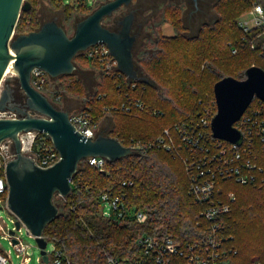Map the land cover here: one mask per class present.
Instances as JSON below:
<instances>
[{"label":"trees","instance_id":"trees-1","mask_svg":"<svg viewBox=\"0 0 264 264\" xmlns=\"http://www.w3.org/2000/svg\"><path fill=\"white\" fill-rule=\"evenodd\" d=\"M50 2L54 8L64 10L68 20L72 19L73 14H80L77 9L78 12L71 9V5L62 3L63 0ZM218 2L215 9L219 19L213 25H208L210 31L216 33V38L212 34L204 37L201 34L204 28L196 36L186 37L182 32L183 21L178 16L170 21V16L166 15L169 11L167 6L162 12L165 14L164 19L152 28L155 39L145 38L142 44L145 47L137 54L134 49L135 64L137 68L139 64V71L150 74L160 83L156 75H162L166 79L164 85L153 86L145 81H135L134 89L132 84L118 88L119 80L107 76L100 65L93 64L92 60L85 57L88 66L101 70L102 80L108 89L107 92L98 91L89 97L85 109L91 107L98 125L106 118L114 121L109 135L117 137L125 146H131L135 141L154 140L164 128L192 117L199 100L206 104L214 103V86L222 78L230 76L243 80L251 66L264 69V34L259 37L254 33L245 34L238 26L240 15L248 11L256 0ZM80 6L85 5L83 3ZM32 8L31 4L30 9L21 13L25 15L23 12ZM24 19L20 17L16 28L21 34L39 29H32L23 22ZM109 22L110 18H107L104 25L109 27ZM167 22L175 27L174 36L162 34L161 26ZM218 37L222 41L230 37L232 45L237 46V53L231 52L229 56L215 45ZM149 40L156 47H152ZM252 42L255 49H251ZM177 55L182 58L179 59ZM165 86L171 94L173 90L177 93L172 96L168 93L166 96ZM129 98H139L145 105L161 110L164 112L163 117L144 112L133 116L105 110ZM53 102L60 109H66L55 98ZM255 102H252L251 107ZM48 140L50 142V138ZM37 148L38 142L33 150ZM261 148L264 151V144ZM175 164L180 169L175 168ZM79 167L71 181V194L66 202L57 203L59 215L44 230L45 239L63 248L73 262L103 264L109 256H134L137 253V239L142 233L156 237L171 236L179 243L201 235L202 228L197 225L201 219V205L196 204L188 193L189 181L184 164L171 153L154 148L145 154L135 153L116 162L106 160L104 171L91 166L88 158L82 160ZM124 181H133V185L123 186ZM234 185L243 186L247 191L246 197L253 194L255 197L243 198L244 195L232 188ZM219 187L227 193L235 192L238 197L233 212L226 217V227L230 235L235 236L234 244L239 250L233 263L252 264L258 258L264 264V188L225 180L219 181ZM105 193L112 197L125 195L122 217L111 220L95 217L94 214L102 207V195ZM138 210L147 213L145 223L136 221L134 213ZM42 264H45L44 261Z\"/></svg>","mask_w":264,"mask_h":264},{"label":"water","instance_id":"water-1","mask_svg":"<svg viewBox=\"0 0 264 264\" xmlns=\"http://www.w3.org/2000/svg\"><path fill=\"white\" fill-rule=\"evenodd\" d=\"M131 1L108 0L99 5L75 23L72 36L56 20L44 21L39 29L16 36L21 12L30 9L31 4L25 0H0V89L6 81L0 91V112L14 114V117L0 118V143L12 139L14 152L6 166L8 208L18 217L16 228L23 223L27 234L35 238L45 264H50V258L44 230L60 212L55 196L66 198L71 194V180L81 161L99 156L116 162L132 156L135 151L104 131L94 138L82 135L70 121V111L60 109L32 85V70L42 69L51 79L73 74L76 55L90 46L105 44L117 60L120 71L130 80L149 83L135 64L134 14L131 12L120 21L119 31L104 25L105 18ZM10 66L15 75L7 77ZM15 80L23 92L21 101L16 100L14 89L9 85ZM214 95L217 104V114L212 121L214 136L241 144L243 134L234 124L254 98L264 102V69L251 66L243 80L230 76L222 78L214 86ZM29 132L46 133L51 137L60 155L56 163L43 168L31 154L23 152L20 134ZM11 234L15 231L11 230Z\"/></svg>","mask_w":264,"mask_h":264},{"label":"built area","instance_id":"built-area-1","mask_svg":"<svg viewBox=\"0 0 264 264\" xmlns=\"http://www.w3.org/2000/svg\"><path fill=\"white\" fill-rule=\"evenodd\" d=\"M239 28L245 34H264V0L256 3L238 20ZM258 33V34H257ZM231 50L237 53V46L231 45ZM251 49L255 44L251 43ZM85 57L93 64L102 67L107 76L119 80L118 88L132 84L134 80L120 71L118 62L105 44L90 46L84 51ZM50 76L42 69L32 70V85L39 91L46 92L51 84ZM253 107L249 106L234 126L241 132V144L233 143L214 136L212 121L217 114L216 99L214 103L199 100L192 117L174 123L164 128L162 134L154 140L135 141L132 149L135 153L145 154L151 149H161L171 153L184 164L189 186L188 193L198 205H201L200 220L197 225L202 233L194 240L179 243L171 236L156 237L150 234L140 235L137 239V253L134 256H109L103 264H234L239 250L235 246V236L230 235L226 227V217L233 212L237 202L235 192H226L219 187V181H232L239 185L264 188V102L258 98ZM60 101V96L55 98ZM252 101V102H253ZM89 102V99L88 101ZM252 105V103H251ZM107 112L116 111L127 115L148 113L154 117H163L164 112L151 108L139 98H129L127 101L111 108ZM14 117L11 112H0V118ZM70 121L84 136L94 138L101 129L91 107L79 112H70ZM23 152L31 154L36 162L49 167L59 160V152L52 139L46 133L29 132L20 134ZM50 138V142L49 139ZM38 142L37 150L34 145ZM13 141L4 139L0 143V207L8 211V219L13 224L8 226L5 218L0 215V237L10 241L17 252L20 264L31 261L30 245L23 242L17 233H22L26 226L21 223L16 228L18 217L8 208L9 186L6 178L7 163L13 159ZM89 164L104 171L106 159L99 156L87 157ZM72 181V180H71ZM133 185V181H124L123 186ZM125 195H102L100 217L105 220L122 217V206ZM138 223H145L148 215L142 210L134 213ZM11 230L15 234H11ZM16 240L17 242H14ZM50 242L48 241V244ZM48 247V245H47ZM47 250V248H46ZM47 253L52 264H77L73 262L66 251L53 244L52 251ZM42 263V257L39 258ZM0 264H13L10 254L0 248Z\"/></svg>","mask_w":264,"mask_h":264},{"label":"rangeland","instance_id":"rangeland-1","mask_svg":"<svg viewBox=\"0 0 264 264\" xmlns=\"http://www.w3.org/2000/svg\"><path fill=\"white\" fill-rule=\"evenodd\" d=\"M25 1H28L33 5V8L30 11L23 12L25 15H23L21 13V16L25 18L23 21V22H25V24H29L32 29H34V28L36 29V28H39L41 26V24L44 22L40 16L41 12L46 13L45 19H49V20H50V18H53L56 15H59V20L61 21V23L64 24V28L67 30L68 34L70 36H72L74 34V26H75L76 18H77V20L82 19L85 16V14H87V13L89 14V13L93 12V10L95 8H97L99 5L104 3L106 0H63L64 4L71 5V7H70L71 9H73L74 11L78 10L80 12V14H77V13L73 14V17L71 20L66 19L65 16L63 17V13H64L63 11L64 10L58 9L59 11H56V10L53 11L52 10L53 4L49 0H25ZM83 3L85 6H80V5H83ZM167 6H169L168 7L169 11H167L168 13L166 15L170 16V18H171V19L169 18L170 21L171 20L174 21L176 19V16H178V18H180L183 21L182 32L185 34L186 37L196 36L201 32V28H204V30L201 33L204 37L208 34L209 35L212 34L214 36V38H216V33H212V31H210V28H208L209 27L208 25H213L219 19V13H218V11H216L215 6H214V13L215 14H214L213 19H207L205 24H203L204 27H201L202 25L196 26L193 30L189 29V27L187 26L186 20L184 22V18L182 16L183 15L182 8H178L172 3H169ZM165 8L162 11H159V13H157V14H159V16L157 18H155L154 20L151 19V21H150L151 24H152V21L156 22V23H160L162 21V19H164L165 14L162 12H164ZM55 9H57V8H55ZM245 12H247V10H245L240 15V17ZM165 18H167V17L165 16ZM167 23L168 24L165 23V24H162V26H161V30H162L163 26L165 27L162 31V34L164 35L166 33V35H168L169 37L174 36L176 34L175 27L170 22H167ZM148 27L149 28H147L146 30L151 29L150 24ZM153 33H154V31H153ZM15 34H16V36L20 35L21 34L20 30L16 29ZM148 38L151 40H154L155 34L152 36L150 35ZM151 40H149L148 42H150ZM216 41H217V43L215 45H217L219 48H222V50L225 51L229 56L232 55L233 52L231 51V47H232L231 45H232L233 40H231L230 37L224 38L223 41H222V39H219V37H218L216 39ZM150 44H151V42H150ZM151 46L156 47V46H153L152 44H151ZM143 47H145V45ZM143 47H142L141 42H139L134 48L135 54H137L138 51L140 49H142ZM179 55H181V53H179ZM179 55H177V56L179 59H181L182 57ZM74 63L76 66V70L74 71V73L70 74V75L61 76L57 79H52V84L49 86V88L45 92L46 96H48V98H50L52 101L57 96H60L59 103H61V106L66 108L70 112H73V113L79 112V111L85 109L88 98L91 97L92 95L96 94L98 91L107 92V90H108L105 86L106 85L105 81L102 80L101 70L96 69V68H91L90 66H88V64L86 63V60H85L84 52H80L78 55H76V57L74 58ZM139 67L140 66L138 64V68ZM140 73H141V75H143L144 77H146L147 79L150 80V82L147 83L149 85L158 86V85H164V83H165L166 79L162 75L161 76L156 75V77L163 84H161L157 80H156L157 81L156 82L154 80V78L152 76H150V74L149 75L145 74V73H143L142 70ZM11 75L14 76L15 74L13 72L9 73L7 75V77H9ZM15 81H16L15 85L17 86L18 91L20 92L19 94L22 96L23 92L19 87L18 81L17 80H15ZM5 86H6V81H3L0 91H2ZM164 90L166 91V96H168V93L170 96L175 95L177 93V91L173 90V93L171 94L169 91V88L167 86H165ZM211 90H212V87H211ZM113 124H114V121L110 118L101 126V128H102L101 130H103V131L105 130L104 132H106V134L111 133L112 128H113ZM174 166H175V168L180 169L178 164H175ZM242 187L243 186L234 185L232 188L238 194L240 193V194L244 195L243 198H245L247 191ZM254 197H255V194L247 196L245 199L254 198ZM66 198H63V197L57 195V196H55V199H56L55 203L57 204L58 202H62V201L66 202L67 201ZM59 211H60V208H59ZM8 213L9 212L6 210H0V215H2L5 218V220L8 223V226L12 227L13 224L7 218ZM94 215L98 219L102 218V217H100L101 216L100 210H98V212H96ZM17 234L20 238L23 239L24 243L31 246V248L29 250V255L31 256V261H29L27 264H42L39 261V258H41L42 256H41L40 249L38 248V245H37L35 238L33 236L27 234L26 229H23L22 233H17ZM9 242L10 241L0 237V248L3 252L10 254L13 264H20L21 260L17 257V252H16L15 248L10 245ZM53 244L54 243H52V242H50L48 244L47 250L49 252L52 251ZM252 264H262V263L257 258L253 261Z\"/></svg>","mask_w":264,"mask_h":264},{"label":"flooded vegetation","instance_id":"flooded-vegetation-1","mask_svg":"<svg viewBox=\"0 0 264 264\" xmlns=\"http://www.w3.org/2000/svg\"><path fill=\"white\" fill-rule=\"evenodd\" d=\"M218 1L219 0H133L128 5H123L119 10L114 12L111 17L107 18H110L109 27H111L114 31H119L122 28L120 21L132 12L134 14L132 34H135L137 36V40L135 43L136 46L139 42L143 44V40L145 38L153 35L152 28L155 27L156 22L152 21L151 24L150 21L151 19L154 20L155 18H157L159 16V14L157 13H159V11H162L169 3L174 4L178 8H182V16L184 18V22L186 20L189 29L193 30L196 26L205 24L207 19H213L215 14L214 6ZM106 2H108V0H106L104 3ZM52 10L59 11L58 9H55L54 6H52ZM45 15L46 13L41 12V19L43 21L49 20L45 19ZM107 18H105V20ZM50 20H56L57 22H59V24L64 25L59 20V15L50 18ZM78 21L79 20H77L76 18L75 23H77ZM149 24L151 26V29L146 30L147 28H149ZM15 82L16 81H12L9 85L14 89L16 100L21 101L22 97L19 94L20 92L18 91Z\"/></svg>","mask_w":264,"mask_h":264},{"label":"crops","instance_id":"crops-1","mask_svg":"<svg viewBox=\"0 0 264 264\" xmlns=\"http://www.w3.org/2000/svg\"><path fill=\"white\" fill-rule=\"evenodd\" d=\"M166 24H168V23H166ZM164 28H165V27L163 26L162 31H163ZM163 33H164V32H163ZM164 35H166V33H165ZM166 36H168V35H166ZM108 119H110V118H106V119H104L100 126H102V125H103ZM100 130H101V129H100ZM101 131H103V130H101ZM104 131H105V130H104Z\"/></svg>","mask_w":264,"mask_h":264},{"label":"bare ground","instance_id":"bare-ground-1","mask_svg":"<svg viewBox=\"0 0 264 264\" xmlns=\"http://www.w3.org/2000/svg\"><path fill=\"white\" fill-rule=\"evenodd\" d=\"M12 72H13V69H12V66H10L9 69H8V74L12 73Z\"/></svg>","mask_w":264,"mask_h":264}]
</instances>
